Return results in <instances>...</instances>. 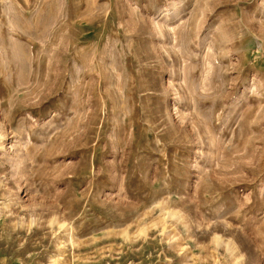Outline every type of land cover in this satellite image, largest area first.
<instances>
[{"label":"rangeland","instance_id":"1","mask_svg":"<svg viewBox=\"0 0 264 264\" xmlns=\"http://www.w3.org/2000/svg\"><path fill=\"white\" fill-rule=\"evenodd\" d=\"M0 264H264V0H0Z\"/></svg>","mask_w":264,"mask_h":264}]
</instances>
